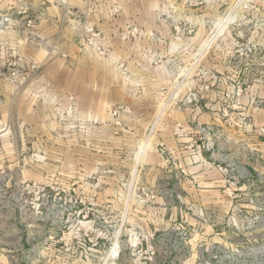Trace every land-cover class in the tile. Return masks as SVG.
<instances>
[{"label":"rangeland","instance_id":"374dc122","mask_svg":"<svg viewBox=\"0 0 264 264\" xmlns=\"http://www.w3.org/2000/svg\"><path fill=\"white\" fill-rule=\"evenodd\" d=\"M0 264H264V0H0Z\"/></svg>","mask_w":264,"mask_h":264},{"label":"crops","instance_id":"0c3cea01","mask_svg":"<svg viewBox=\"0 0 264 264\" xmlns=\"http://www.w3.org/2000/svg\"><path fill=\"white\" fill-rule=\"evenodd\" d=\"M122 13H120V17L118 18L117 15H112V13H110L109 11H107L105 8L103 7H97L96 11L94 12V15H90V13L88 15H90V19L92 20V22H94L98 28H100L104 34H106L107 37V41H108V45L112 48L113 50V57H110L111 59L113 58L114 61L119 60L121 58H127L128 55L133 54L135 52H137V47L139 46V43L134 42V41H127L124 40V36H123V28L128 25L125 23H129V24H135L138 23V16H139V10L138 9H133L132 7H126L123 8ZM143 12H145V9L142 10ZM149 12V8H146V13L147 15ZM126 17V19H122L123 17ZM48 18H53V15H51V12L48 16ZM149 23H148V27H149ZM47 26V25H46ZM153 25H150V27ZM45 27V25H44ZM53 24H51L50 26V30H44L41 34V37L50 39L53 36V32L55 31ZM129 52V53H128ZM44 53L41 52L40 56L43 55ZM127 61V59H126ZM56 64H60V61L57 62ZM105 70H109V68L107 67V64L104 65ZM80 70V69H79ZM81 72H85V71H81ZM109 72V71H108ZM47 76L51 79L50 76H52L54 74V70L53 68L49 69L47 71ZM73 81H71L72 85L74 87H76V82H74V80L80 81L78 79L77 76H73L72 78ZM106 79L107 80H118V78L109 72L108 75H106Z\"/></svg>","mask_w":264,"mask_h":264}]
</instances>
